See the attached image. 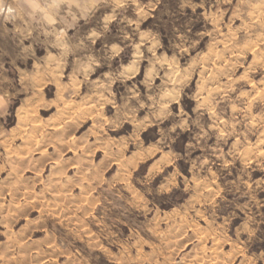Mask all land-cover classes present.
<instances>
[{"label":"rangeland","instance_id":"rangeland-1","mask_svg":"<svg viewBox=\"0 0 264 264\" xmlns=\"http://www.w3.org/2000/svg\"><path fill=\"white\" fill-rule=\"evenodd\" d=\"M26 1L0 264H264V0Z\"/></svg>","mask_w":264,"mask_h":264},{"label":"crops","instance_id":"crops-1","mask_svg":"<svg viewBox=\"0 0 264 264\" xmlns=\"http://www.w3.org/2000/svg\"><path fill=\"white\" fill-rule=\"evenodd\" d=\"M53 4H54V7H56V5H61V0H53ZM27 6H28V2L26 0H17V2H15V0H0V30L4 28L8 29L9 25L7 24L9 23L8 21H10L9 19H13L16 17H23V15L28 16L29 15L28 12L25 11L23 8ZM4 8L6 9L4 10ZM20 8H21L22 14L18 15L17 13H19ZM44 18H47L48 20H53L54 25H55L56 24V8H54V11L48 12V14H45ZM1 98H3V96L0 95V99ZM150 143L151 141L150 142L145 141L146 146H149Z\"/></svg>","mask_w":264,"mask_h":264}]
</instances>
